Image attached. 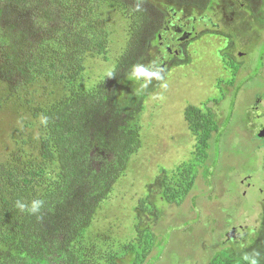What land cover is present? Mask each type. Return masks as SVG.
Returning a JSON list of instances; mask_svg holds the SVG:
<instances>
[{
    "label": "rangeland",
    "instance_id": "1",
    "mask_svg": "<svg viewBox=\"0 0 264 264\" xmlns=\"http://www.w3.org/2000/svg\"><path fill=\"white\" fill-rule=\"evenodd\" d=\"M153 1L176 11L174 18L169 15L170 30L164 35L179 54H171L161 68L168 55L153 44L141 63L158 66L162 79L142 90L139 81L123 83V97L128 92L145 95L135 116L140 143L97 205L79 253L88 264H246L244 252H264V137H259L264 126V19H259L264 4L254 13L255 3L244 0H196L203 6ZM91 2L57 4L75 10L77 32L95 34L104 49L93 43L69 48L64 27L57 30L45 18L39 19L38 43L32 41L45 59L62 47L67 53L62 71L70 68L68 49L75 52L83 69L73 87L57 72L17 89L0 75V264L18 247L25 213L15 201L43 199L58 179V166L41 157L45 126L40 115L72 89H94L127 45L132 14L117 0ZM204 14L219 27L199 18ZM193 16L196 33L182 43L172 40L181 34L179 23L188 29ZM14 18L0 2V66L9 50L5 29ZM189 105L215 115L218 129L206 150L201 143L206 133L186 119ZM231 226L238 228L235 238L224 244L222 234Z\"/></svg>",
    "mask_w": 264,
    "mask_h": 264
},
{
    "label": "trees",
    "instance_id": "2",
    "mask_svg": "<svg viewBox=\"0 0 264 264\" xmlns=\"http://www.w3.org/2000/svg\"><path fill=\"white\" fill-rule=\"evenodd\" d=\"M91 1L95 4V1L110 0ZM176 1L203 6L196 0ZM203 1L204 4L211 2ZM244 1L250 5L255 3L251 10L254 13L264 4V0ZM0 2L15 13L14 22L5 29L9 50L0 66V75L12 82L15 89L56 72L71 88L77 73L83 69L72 49H68L72 57L70 68L63 71L61 64L67 61H64L67 53L62 47L56 46V54L46 59L34 51L33 42L38 43L41 18L53 22V28L57 30L64 27L61 32L66 33L69 48L81 49L93 43L104 49L103 42L95 34L77 32L79 24H74L72 19L75 10L63 9L64 3L58 5V0ZM117 2L132 14L127 45L110 70L111 76L108 75L110 71L107 72L92 90L72 89L69 96L46 111L49 122L42 135L41 157L44 163L58 166V179L43 197L45 206L39 214L41 218L25 213L18 226L17 251L9 253L1 264H88L79 253L82 236L97 205L123 172L141 139L135 116L142 109L145 95L128 92L123 97L121 87L129 78L131 66L141 63L150 47L159 44V35L168 25L169 15L172 16V7L170 11L163 9L153 0ZM137 3L140 4L139 11L135 10ZM259 19H264L263 15ZM185 116L196 131L206 133L204 139L201 138L203 150H206L212 133L218 129L215 115H206L189 105ZM211 122L213 127L209 125ZM168 191L170 188L166 189ZM175 195L174 191L172 197L176 198ZM208 261L211 263L212 258Z\"/></svg>",
    "mask_w": 264,
    "mask_h": 264
},
{
    "label": "clouds",
    "instance_id": "3",
    "mask_svg": "<svg viewBox=\"0 0 264 264\" xmlns=\"http://www.w3.org/2000/svg\"><path fill=\"white\" fill-rule=\"evenodd\" d=\"M136 11L140 10V4L137 3L136 5ZM109 76L112 75L111 71L108 73ZM128 76L130 79L139 81L140 88L146 89L148 87V84L151 83L153 79L161 80V69L158 66H151V65H145L142 63H136L131 66V70L128 73ZM166 87V85H163ZM40 124L47 126L49 122V117L46 115L41 114L39 117ZM45 206V201L40 198H34L31 201H24L21 199H17L15 201V207L21 212V213H27L29 215H36L38 219L41 218L39 215L42 212V209ZM264 258V252L253 250L252 252H244L242 255L243 261L246 262V264H261V260Z\"/></svg>",
    "mask_w": 264,
    "mask_h": 264
},
{
    "label": "flooded vegetation",
    "instance_id": "4",
    "mask_svg": "<svg viewBox=\"0 0 264 264\" xmlns=\"http://www.w3.org/2000/svg\"><path fill=\"white\" fill-rule=\"evenodd\" d=\"M171 11H172V18H174L175 15H176V11H174V8H173V7L171 8ZM199 18H200V19H206L211 25H213V26H215V27H219V25L216 24V23L213 21V19H212L210 16H208L207 14H204L203 16H201V17H199ZM210 18L212 19V21L210 20ZM196 21H197L196 16H193V17H192V23L190 24V26H189L188 29L186 28V23H185V22H183V23L180 22V23H179V26L182 27L181 34L174 36V37L172 38V40H175V41L178 42V43H182V42H184L185 40H187L189 37H192V36L196 33V30H195V23H196ZM169 30H170V26H169V25H166V26L164 27V29H163V32L160 33V35H159V36H160V37H159V45L163 46V47L169 52L168 59H167V60H164V61L160 64L161 68H164V67L166 66L168 60L171 58V54H173V53H174L175 55L179 54V51H178L177 49L172 50V48L168 45V42H167V39H166L167 37H166L164 34H165L166 32H168ZM182 35H186L187 37H186L184 40H181L180 37H181ZM172 40H171V41H172ZM236 228H237L236 226H231L230 229L227 228V231H226L224 234H222V235H225V237H224L225 239H224V241H223L224 244L230 242L233 238H235V235H236ZM232 230H234V233L230 235L229 232L232 231ZM237 230H238V228H237ZM250 232H251V233H250V237H251V239H254V238H255V231L252 230V231H250Z\"/></svg>",
    "mask_w": 264,
    "mask_h": 264
},
{
    "label": "water",
    "instance_id": "5",
    "mask_svg": "<svg viewBox=\"0 0 264 264\" xmlns=\"http://www.w3.org/2000/svg\"><path fill=\"white\" fill-rule=\"evenodd\" d=\"M210 20L212 21V19L210 18ZM187 36L186 35H182L180 37L181 40H184ZM259 137H264V126L262 127V129L259 131ZM234 230L230 231L229 234H233Z\"/></svg>",
    "mask_w": 264,
    "mask_h": 264
}]
</instances>
